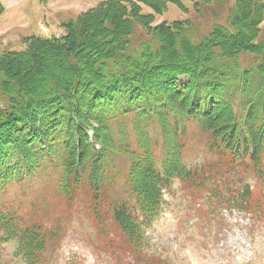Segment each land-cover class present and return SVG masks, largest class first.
Returning a JSON list of instances; mask_svg holds the SVG:
<instances>
[{"label": "trees", "instance_id": "16d2710c", "mask_svg": "<svg viewBox=\"0 0 264 264\" xmlns=\"http://www.w3.org/2000/svg\"><path fill=\"white\" fill-rule=\"evenodd\" d=\"M183 1L195 10L224 3L102 0L64 23L61 36H30L25 49L0 54V238L16 240L27 264L44 260L53 230L2 199L14 182L44 179L67 206L83 201L98 246L129 252L137 264H165L142 249L143 224L174 179L264 220L256 186L264 187V1L234 0L225 22L204 33L189 19L153 25L169 4L187 10ZM136 26L149 38L133 46ZM89 33L109 34L82 61L72 48ZM30 67L29 79L22 72ZM47 69V83L36 81ZM189 127L213 156L195 167L183 160Z\"/></svg>", "mask_w": 264, "mask_h": 264}, {"label": "rangeland", "instance_id": "374dc122", "mask_svg": "<svg viewBox=\"0 0 264 264\" xmlns=\"http://www.w3.org/2000/svg\"><path fill=\"white\" fill-rule=\"evenodd\" d=\"M100 1L102 0H0L4 6L0 15V54L25 49L26 39L30 36L59 37L66 32L64 23L87 12ZM222 1L224 3L219 1L202 4L196 10L192 7V2L183 1L187 8L185 11L176 4H169L164 12L154 14L153 25L162 21L170 23L177 19H189L198 27L199 33L207 32L213 23L225 22L228 8L234 0ZM141 12L148 14L152 10L142 4ZM98 17L91 16V19L96 21ZM261 29L264 35V22ZM108 34L93 37L89 33L85 39L80 40L77 50L72 48V52L75 51L78 57H83L82 61L86 58L84 55L88 54L86 59L89 60L95 53L88 51V47L93 46V40L98 42V48L106 46L103 43L105 41H98V38ZM73 36L74 34L71 39ZM148 38L146 31L141 26H136L130 39L132 45L136 46ZM46 53H49L46 55L51 59L55 57L59 61L63 55L60 53L53 56L50 52ZM30 68L29 71L22 72L25 77L30 75L29 79L33 67ZM49 74L51 71L47 69L46 80L36 81L47 83ZM187 142L184 159L189 165L202 163L210 157L202 146L203 137L194 127L188 129ZM157 147L158 153L162 151L159 139ZM118 180L117 193L122 190V175ZM256 186L261 194L264 187L257 182ZM163 197L159 217L146 230L149 252L167 258L171 264H264L263 220L251 213L244 215L240 212L223 211L222 214L219 207L211 202V196L205 189L198 188L187 192L175 180L173 186L164 191ZM2 199L14 202L33 220L53 230L44 260L38 264H115L113 256L123 264H134V257L122 250H112L111 256L101 249L95 234L96 222L87 205L83 201H77L71 207L67 206L64 199L56 195L52 184L44 179L10 184ZM196 207L203 209L211 216V220L215 218L216 224L209 219L208 222L200 223L201 218L195 212ZM224 217L226 220L223 225ZM16 249V240L0 238V264H27Z\"/></svg>", "mask_w": 264, "mask_h": 264}]
</instances>
